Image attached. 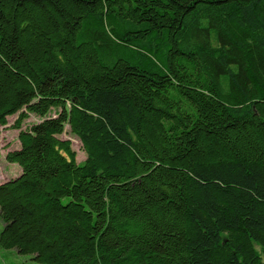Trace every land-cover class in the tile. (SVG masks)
<instances>
[{
  "label": "trees",
  "instance_id": "trees-1",
  "mask_svg": "<svg viewBox=\"0 0 264 264\" xmlns=\"http://www.w3.org/2000/svg\"><path fill=\"white\" fill-rule=\"evenodd\" d=\"M12 116L0 249L264 264V0H0Z\"/></svg>",
  "mask_w": 264,
  "mask_h": 264
},
{
  "label": "rangeland",
  "instance_id": "rangeland-1",
  "mask_svg": "<svg viewBox=\"0 0 264 264\" xmlns=\"http://www.w3.org/2000/svg\"><path fill=\"white\" fill-rule=\"evenodd\" d=\"M16 119V116L9 117L5 126H0V184L4 183L15 176L16 168L20 171V168L16 164L8 163L5 160V155L9 151H13L19 148V142L17 139L18 130L13 129L12 125ZM39 118L30 116L22 124V129L28 128L31 124L37 123ZM61 139L69 140L71 147L76 153V162L82 163L86 159V155L82 149L79 140L69 133L68 126H65L64 133L60 136ZM14 167H12V166ZM1 222V221H0ZM0 264H39L31 260V256L19 255L15 250H3L0 249Z\"/></svg>",
  "mask_w": 264,
  "mask_h": 264
},
{
  "label": "crops",
  "instance_id": "crops-1",
  "mask_svg": "<svg viewBox=\"0 0 264 264\" xmlns=\"http://www.w3.org/2000/svg\"><path fill=\"white\" fill-rule=\"evenodd\" d=\"M11 166H12V165H11ZM12 167H14V166H12ZM16 171H17V172H16L15 176L11 177V179L17 177V176L20 174V171L18 170V168H16ZM1 229H2V223L0 222V231H1ZM0 256H1V252H0Z\"/></svg>",
  "mask_w": 264,
  "mask_h": 264
}]
</instances>
